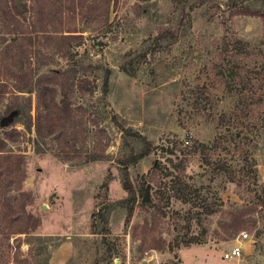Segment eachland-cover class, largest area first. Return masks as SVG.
Returning a JSON list of instances; mask_svg holds the SVG:
<instances>
[{"label": "rangeland", "instance_id": "1", "mask_svg": "<svg viewBox=\"0 0 264 264\" xmlns=\"http://www.w3.org/2000/svg\"><path fill=\"white\" fill-rule=\"evenodd\" d=\"M81 1L56 20L55 29L75 30L69 53L51 54L40 69H83L88 83L70 95L81 119L78 140L61 150L15 124L20 136L5 149L24 155L22 189L33 194L27 209L41 224L32 245L24 240L18 250L15 236L7 244L0 233V264H264V18L230 14L214 1L190 9L197 0H189L183 11L177 0H111L107 19H93L84 16L93 0ZM248 2L264 8V0ZM30 15L17 17L28 25ZM6 31L0 19V41L10 39ZM162 32L173 35L153 44ZM235 39L242 41L237 49ZM6 91L0 138L15 117L7 106L17 97L25 109L27 100V93ZM145 143L147 156L125 168L122 160ZM125 173L137 189L144 177L150 197L138 196L128 223ZM175 176L198 189L194 202L172 195ZM237 210L243 226L228 233L222 225ZM239 231L247 233L242 255L224 259ZM186 234L204 241L148 247L151 239L166 244Z\"/></svg>", "mask_w": 264, "mask_h": 264}, {"label": "trees", "instance_id": "2", "mask_svg": "<svg viewBox=\"0 0 264 264\" xmlns=\"http://www.w3.org/2000/svg\"><path fill=\"white\" fill-rule=\"evenodd\" d=\"M110 1L93 0L87 7L83 5L89 11L84 16H91L93 19H107ZM188 1L177 0V3L183 9ZM204 1H214L218 8L223 11L228 10L230 14L264 18V8L253 6L248 0H197V3L190 5V9ZM83 2L81 0H33L29 5H26L23 0H0V19L7 28L6 32L11 33L8 41L3 37L0 41L7 42L0 48V101L6 94L8 86L16 94L15 96L27 93L24 107L28 113L24 108H21L17 97H15L6 108V113L14 112V120L10 123L9 130H3L4 136L0 138V233L7 244H9L10 237L15 236L17 239L15 248L17 250L24 240L29 246L32 245L33 233L40 226L41 218L27 209V205L34 201V197L30 191L22 189L26 178V170L23 166L24 155L5 149L6 140L15 141L19 138L20 130L15 128V124L21 123L32 130L35 138L44 140L50 137L55 140L61 150L66 149V145L75 146L81 127V119H78V115L72 107L70 95L76 89V86L86 87L88 81L84 76L85 73L75 63L66 69L49 72H40V69L49 63L51 54L65 56L69 53L76 39L75 30L69 27L55 29L57 16L59 17L58 14L63 9L67 8L73 11L77 4L82 5ZM28 9L31 12L30 21L28 25H25L17 16L19 14L24 15ZM183 11L181 12L183 13ZM58 20V24L63 23L61 19ZM167 34L173 35L169 32ZM167 36L163 32L159 33L153 38L152 43L159 45V40ZM241 43L240 39L233 40L232 48L237 49ZM229 44L225 40L221 46L228 49ZM41 47H45L48 53H44ZM123 70L128 74H132L129 69ZM80 73L81 75H79ZM6 80L10 83H7ZM104 84H106V78ZM58 96L59 98H57ZM147 145L145 143L141 150L124 158L122 160L123 166L126 168L129 164H135L147 156L150 151ZM196 145L202 150L209 146L207 143L202 142H198ZM245 162L248 166L249 161L247 158H245ZM218 168L228 173L224 165H219ZM251 172L252 176L255 177V169H252ZM229 176L231 181L235 180L231 178V175ZM171 180L169 188L175 198L183 202H194L199 197L198 189L182 181L178 176ZM146 185L147 182L142 177L139 181L138 190L131 183L127 174H124L122 186L128 193V197L124 200L127 208L126 223L132 215L138 196H144ZM161 196H164V193H161ZM169 196H166L167 200ZM148 198L150 199L146 196L144 200ZM152 205L154 211L161 210L154 203ZM202 207L205 213L210 214L213 212V207L209 204H204ZM162 214L165 213L162 212ZM243 215L244 213L240 210L233 212L222 225L224 230L228 233L240 230L243 226ZM146 226H148L147 222L142 226L143 234L146 233L144 230ZM22 236H24V239H22ZM144 240L145 237H143L142 243L146 244ZM151 241L152 243L148 247L161 250L166 246L168 250H173L175 246L177 247L180 244L188 246L191 243H200L204 240L200 239L198 235L186 234L166 244L164 242L158 243L154 239H151ZM35 249L37 253L40 252L39 247H35ZM29 260L22 259L24 263L28 264L27 261Z\"/></svg>", "mask_w": 264, "mask_h": 264}, {"label": "built area", "instance_id": "3", "mask_svg": "<svg viewBox=\"0 0 264 264\" xmlns=\"http://www.w3.org/2000/svg\"><path fill=\"white\" fill-rule=\"evenodd\" d=\"M247 237V233L239 231L233 240L232 245L223 253L224 259L239 258L242 255V241Z\"/></svg>", "mask_w": 264, "mask_h": 264}, {"label": "water", "instance_id": "4", "mask_svg": "<svg viewBox=\"0 0 264 264\" xmlns=\"http://www.w3.org/2000/svg\"><path fill=\"white\" fill-rule=\"evenodd\" d=\"M11 114H14V112H10ZM9 113V114H10ZM3 124L2 122H0V125ZM147 191H148V184L146 185L145 191H144V196L143 199H145L146 195H147Z\"/></svg>", "mask_w": 264, "mask_h": 264}]
</instances>
